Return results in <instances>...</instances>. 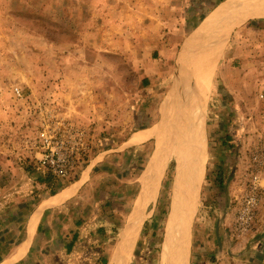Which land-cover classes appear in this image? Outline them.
<instances>
[{"label": "rangeland", "instance_id": "1", "mask_svg": "<svg viewBox=\"0 0 264 264\" xmlns=\"http://www.w3.org/2000/svg\"><path fill=\"white\" fill-rule=\"evenodd\" d=\"M225 1L0 0V264L29 240V220L41 204L84 173L62 210L50 219L43 212L19 264H110L143 196L152 200L140 213L127 263L173 264L178 243L167 221L177 158L167 136L137 146L127 139L155 126L166 135L180 122L199 129L206 143L197 208L178 235L186 264H228L236 236L222 239L216 229H231L236 200L255 176L261 202L249 237L256 234L264 217V18L237 25L226 17L192 42L186 56L224 44L206 96L180 59ZM190 93L198 96L201 125L189 113ZM46 157L54 167L41 166ZM79 223L84 248L66 255Z\"/></svg>", "mask_w": 264, "mask_h": 264}, {"label": "bare ground", "instance_id": "2", "mask_svg": "<svg viewBox=\"0 0 264 264\" xmlns=\"http://www.w3.org/2000/svg\"><path fill=\"white\" fill-rule=\"evenodd\" d=\"M211 15L212 16H210L209 19H206L203 22L201 28L199 29L198 33L195 35V38H193V40L196 39V37H197V40L199 38H202V36L205 34V32L208 29H210L212 26L217 24L218 21L220 22V20H223L226 17L231 16L234 23L237 25L239 23H243L245 21L247 22V20L248 19L250 20L251 18H264V0H226L225 2H222L217 7L216 11H214ZM221 27H222V25H221ZM219 31L220 30L218 29L217 32H219ZM213 32L215 33V31H213ZM214 35H216V34H214ZM212 38H214V37H212ZM194 42H196V41H194ZM198 42H199V40H198ZM222 42H223V40H222ZM209 43H210V41H209ZM220 43H221V40L218 41L216 44L214 41V43L212 42V44H210V45L208 44V47H206V48L202 47V48H204V50L200 49V50H202L200 52L198 50L199 53L190 54L188 56H186V55L182 56L181 62H183L184 64H187V67L189 69H192V72L195 73V77H196L195 81L198 85V88L200 89L201 92H203V95H205V96L207 93H209V87H210L211 79L213 76V72L215 70V67L217 66V63H218L219 58H220L222 51H223V45L224 44L223 43L220 44ZM191 44H192V42L188 41V43L185 44V47L183 46L185 48L183 50L185 52L187 50L189 51V49H191V46H190ZM198 44H200V43H198ZM195 49H197V47ZM188 51H187V53H189ZM178 59H179V57H178ZM178 64H179V62L177 63V65ZM180 66H181V64H180ZM179 68H181V67H179ZM188 68H187V71H188ZM180 73H182V72H180ZM184 73L186 75L185 70H184ZM188 73H190V72H188ZM190 77H189V81L191 80ZM181 81H183V79H181ZM178 82H179V80H178ZM179 85H180V83H179ZM179 85H178V87L180 88L181 85L180 86ZM185 85H188V84H185ZM188 90H190V89H187V91ZM177 94H178V92H177ZM179 94H180V92H179ZM181 94L184 95V93H182V92H181ZM182 99L184 100V98H182ZM171 100H172V98H171ZM185 100H186V98H185ZM187 102H189V104H188L189 106L188 105L187 106L190 107V109L187 108V110L189 109L190 110L189 113L191 115L195 116L194 118L199 122L200 121L199 120V117H200L199 107H200V105L198 106V104H197L198 103V96L196 95V93H190L189 96H187ZM173 105H175V104H173ZM196 107H198V108H196ZM185 109H186V107H185ZM187 115L190 118L189 114H187ZM171 116H172V113H171ZM171 116L169 118H171ZM175 116L177 117V114H175ZM191 120H192V118H191ZM163 121H164V119H163ZM164 124L166 125V123H164ZM183 124L184 123L180 122V124L177 125L176 129H173L172 132H170L169 134H166V135H164L165 132H163L162 127L158 128L155 126L153 128L143 129V130H140V131L134 133L130 138V142H128L129 145L137 146V145L144 144V143H146L152 139H159V140H161L162 138L166 139L165 136H167L166 141L168 142V144H165V142H164V144L168 145V147L170 146L171 149L174 150V154L177 158L176 160H177V164H178V178H177V181L175 184L176 192L174 193L175 198H173L172 212H171L170 217L167 221V230L169 233H170V231H172L175 234V235L173 234V236H174V239H177V241H175V242L178 243V245L176 246V244H175L174 245L175 247L173 248L174 249L173 254L176 252V255H174L175 258H173V257L170 258L172 260L174 259L173 264H186V261H187V256H188L187 250L188 249L185 250V248H183V242H181V238H179L178 235L181 232V230H180L181 225L183 224L185 226V224L186 225H187V223L189 224V220L191 219V215H189L188 213H190L192 211L193 212L192 214H194L196 211V208H197V203H196L197 202V189H198V186H199L198 184L200 181L199 180L200 176L199 177L197 176L198 175L197 171L200 170L201 151L204 152L206 149V147H205L206 143L203 142V139L201 136L202 134L200 133V130L197 129V132H196V130L194 131L193 127H190L189 131H187L185 128L186 126L184 127ZM174 125L175 124L168 125V127H171L170 130L173 128ZM199 125H201V122H199ZM199 128H200V126H199ZM163 154H165V153H163ZM154 158H155V156H154ZM164 161H165V159H164ZM162 166H163V164H162ZM86 175H87V173H84V176L82 177V179L80 180L79 183L73 185L69 189H65V190L61 191L55 197H53V198L51 197L50 200H47L41 204L40 208L38 210H36V212H34L33 215L30 217L29 224H28L29 240L27 242H25L21 248L18 249V252L16 254H14V256L6 264L18 263L21 259H23L26 256L29 242H30L31 238H33V236L36 233V230H37V227L39 225V222H40V219H41L43 212L45 210L53 208V207H58L61 205L63 206V204H65L72 197H74L78 191L79 186L83 182L82 180L86 177ZM151 178H153L152 175H151ZM146 183H147L146 184L147 187H145L146 188V194H148V196H149L150 195L149 193L153 190L152 184L150 185L149 177H148V182H146ZM157 192H158V190H157ZM182 193L184 194L183 197L181 196ZM142 198L143 199H140V201L138 203L139 205L137 206L135 215L133 216L132 220L130 221L129 226L127 227L125 233L122 236V241H121V244L117 248L116 255L110 264H128L127 262L129 259V254L131 252V248H132L131 247L132 239L134 236H136V234L139 230V227L141 225L140 213L143 211V209L146 207V205H148L150 203V201L152 200V199H150V197L147 198V197L143 196ZM143 216H144V214H142V218H143ZM176 232H177V234H176ZM184 232H186V231H184ZM170 237H172V236H170ZM169 240H170V238L167 237V243ZM172 241H174V240H172ZM168 255L170 256V254H168Z\"/></svg>", "mask_w": 264, "mask_h": 264}, {"label": "crops", "instance_id": "3", "mask_svg": "<svg viewBox=\"0 0 264 264\" xmlns=\"http://www.w3.org/2000/svg\"><path fill=\"white\" fill-rule=\"evenodd\" d=\"M212 1H214V0H212ZM218 3L221 4L222 2H218ZM218 3L215 4V7H216V5H219ZM131 136L127 139V142H130ZM71 187L69 186L66 189H69ZM58 194H56V195H58ZM55 196H53V197H55ZM50 199L51 198H49L48 200H50ZM67 203H68V201L65 204H63V206L61 205L58 207H53V208L47 209V211H45L46 213L43 215V217L46 219H47V217L49 219L52 218L54 216V214L58 210H62ZM230 224H231V221H230L229 225L227 223V227H229ZM231 227L232 226H230V228ZM46 231H48V228L46 229ZM230 232L232 233V230L231 229H225V226L223 225L221 228V231L219 230L218 233L221 234L222 239H225V238L227 239L228 238L227 236L230 235ZM216 237H217V235H216ZM232 240H233V244L231 246V250L228 249L229 250L228 251V264H264V217H262V220L258 221V229H257V232L255 235L254 234L250 235V237H249V235L246 237L236 236V237H232ZM222 249H223V246L219 245V253L223 252ZM243 251H245V252H243ZM17 252H18V250H17ZM13 256H14V254H11L9 257H7L3 261L4 264H6ZM220 259H222V258L219 257V259H217V261ZM19 263L20 262L15 263V264H19Z\"/></svg>", "mask_w": 264, "mask_h": 264}, {"label": "built area", "instance_id": "4", "mask_svg": "<svg viewBox=\"0 0 264 264\" xmlns=\"http://www.w3.org/2000/svg\"><path fill=\"white\" fill-rule=\"evenodd\" d=\"M17 95H20L19 89L15 90ZM260 99L264 100V91L260 94ZM55 161L53 158L49 160L46 157L41 162L42 167L51 168L54 167ZM261 187L259 185V178L255 176L250 183L249 191L241 198L236 200V209L232 220V234L238 237L248 236L255 228L259 204L261 197L259 191Z\"/></svg>", "mask_w": 264, "mask_h": 264}, {"label": "trees", "instance_id": "5", "mask_svg": "<svg viewBox=\"0 0 264 264\" xmlns=\"http://www.w3.org/2000/svg\"><path fill=\"white\" fill-rule=\"evenodd\" d=\"M219 186H222V183L219 185ZM55 195V193L53 194ZM77 227H74L75 229H73L71 231V234H72V238L70 239V241H68L69 243L66 245L65 247V254L66 255H78V252H81L84 248L83 245L80 246V238H81V234L82 232L84 231V229L81 227V224H77L76 225ZM99 232L97 233H102V230H98ZM81 247V249H80ZM79 250V251H78ZM102 260V259H100ZM103 264H106L105 261H103Z\"/></svg>", "mask_w": 264, "mask_h": 264}, {"label": "water", "instance_id": "6", "mask_svg": "<svg viewBox=\"0 0 264 264\" xmlns=\"http://www.w3.org/2000/svg\"><path fill=\"white\" fill-rule=\"evenodd\" d=\"M248 20H249V19H248ZM212 27H213V26H212ZM212 27H211V28H212ZM200 28H201V27H200ZM200 28H199V29H200ZM198 31H199V30H197V32H195V33L193 34V36H192L188 41L193 42V41L197 40V37H196V39H194V40H193V38H195V35L198 33ZM206 36H207V34H206V32H205V34L202 36V38H199V39H202V40H203V39L206 38ZM199 39H198V40H199ZM188 41H187L185 44H187ZM184 53H185V51H183V54L180 55V59H182V56L186 55V54H184ZM216 231H217V234H218V229H216Z\"/></svg>", "mask_w": 264, "mask_h": 264}]
</instances>
